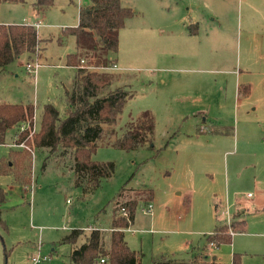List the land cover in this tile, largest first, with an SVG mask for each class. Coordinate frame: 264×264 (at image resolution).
<instances>
[{"label":"rangeland","instance_id":"obj_1","mask_svg":"<svg viewBox=\"0 0 264 264\" xmlns=\"http://www.w3.org/2000/svg\"><path fill=\"white\" fill-rule=\"evenodd\" d=\"M34 1L3 2L0 21H32ZM89 2L55 0L45 10V23L38 29L44 64L35 74L26 68L28 53L15 58L0 72L1 100L33 102L37 119L42 106L51 102L66 116L65 89L73 87L76 73L66 65V57L76 50V38L63 29L78 24L80 6ZM122 2L136 10V16L127 20L129 31L119 36L116 56L122 61L112 70L117 75L114 85L130 95L111 138L123 136L128 124L149 109L156 118L153 145L135 150L100 146L94 159L113 161L115 171L91 192L75 184L71 153L33 149L32 184L14 182L12 174L0 176V188L7 191L0 209L8 226L0 224V264H70L74 246L61 242L62 237L73 228H108L116 198L118 207L126 205L139 187L154 189L149 200L153 211L144 212L149 201L141 200L126 230L129 245L141 251L140 264L162 256H201L197 264H232L234 252L241 254L240 264H264V206L257 209L245 195L247 231L234 233L232 243L219 246L206 239L217 218L223 221L226 216L225 207L233 211V190L253 187L252 175L264 174V0ZM174 23L200 24L194 49L186 39L171 38L182 53L177 70L165 68L169 65L162 59L153 62L135 54L132 25H151L147 29L156 46L169 34L159 35L157 29ZM172 28L177 35L178 27ZM159 50L157 45L155 52ZM194 50L197 62L190 58ZM17 131L10 129L6 142L0 143V158L12 149L29 148L14 146ZM227 160L231 177L226 188ZM251 189L264 197V185ZM103 231L108 234L110 229ZM85 239L82 236L77 245ZM37 254L42 260L32 263Z\"/></svg>","mask_w":264,"mask_h":264},{"label":"trees","instance_id":"obj_2","mask_svg":"<svg viewBox=\"0 0 264 264\" xmlns=\"http://www.w3.org/2000/svg\"><path fill=\"white\" fill-rule=\"evenodd\" d=\"M25 1L0 0V6L3 2ZM54 3L55 0H35L34 7L45 11ZM135 13L136 10L124 5L122 0H90L88 4L80 6L78 24L65 29L76 38V50L69 53L66 60L67 66L76 70L73 87L65 89L68 105L66 116H62L60 109L51 102L42 106L37 119V107L33 102L0 100V143H5L8 131L17 127L14 143L29 146L12 149L9 156L0 158V176L12 174L14 182L24 186L32 184V150L46 147L51 154L57 151L71 153L74 158L75 184L82 186L85 192H91L115 171L113 161L94 159L100 146L135 150L153 145L156 118L149 109L141 111L128 124L123 136L111 138L114 134L112 126L117 123L130 95L125 87L114 85L117 75L112 69L117 65L120 30ZM41 42L39 30L34 24H5L0 21V70L23 53H28L29 61L36 56L40 59ZM35 118L38 129L30 135ZM21 124L27 126L21 129ZM136 192V197L127 200V206L123 205L127 215L121 213L123 206L118 207L120 200L116 198L117 205L113 210L108 234L100 228H93L90 232L73 228L62 237L61 242L74 246L70 253V264H140L141 251L129 245L126 230L134 221L138 203L141 200L151 201L154 189L139 187ZM6 195L7 191L1 187L0 202L6 199ZM237 219L222 223L206 234L207 243L217 246L232 243V231L236 233L246 229L245 221ZM0 224L8 228L1 209ZM82 236H85V241L77 245ZM5 252L8 255L7 249ZM102 258L105 260L102 261ZM200 259L196 257L189 261H177L162 256L153 259L152 264H196ZM240 262L241 254L234 253L233 264Z\"/></svg>","mask_w":264,"mask_h":264},{"label":"crops","instance_id":"obj_3","mask_svg":"<svg viewBox=\"0 0 264 264\" xmlns=\"http://www.w3.org/2000/svg\"><path fill=\"white\" fill-rule=\"evenodd\" d=\"M33 9L34 10H33V13H32L31 16H33V18L35 17L34 18L35 20L32 18L34 21L33 20L32 21H28V23L33 24L34 22L40 21L41 24L37 27L39 29L41 27V25H44V23H45L44 14H45L46 11H40V10H38L35 7ZM135 16L136 15H134L133 17H131L129 19H132ZM189 18H191V17H189ZM197 21L199 23L200 20L197 19ZM78 22H79V19H78ZM2 23L13 24V23H19V22H15V21L3 22L2 21ZM129 26H128V23L126 22V25L120 30V35L119 36H121L122 31H129L128 30L129 28H127ZM150 26L151 25H144V24H138V25H135V26H133V25L131 26L130 33H131V35H133L131 37H132V39H133V41L135 43V45H133L135 50H136L135 54H139L140 57L147 56L148 58H152L151 61H153V62H156V61H159V60L162 59L165 63H167V65H169V67H165V68H167V69L170 68V69L177 70L176 68H178V67H175V66H178L176 64L180 63V54H182V53L179 50L174 49V46H173V44L171 42V38L172 37H181L182 39H186L187 42H189L190 46L194 49L196 40L198 39V36L200 37V28L197 27V26H200V24L191 23L190 25H187L186 23H174V24H171V25H167L165 28L159 27L157 29V32H158L159 35H165L166 33H169L167 35V37L163 40V42H161V44H156V46L157 45L160 46V50L159 51H161V52H155L156 46H153V44L151 43L150 32L147 29ZM169 26H170V29H169ZM172 26H177L178 27V29H177L178 34L177 35L175 33H173L174 30H173ZM66 28H64L63 31H65ZM119 39H120V37H119ZM41 46H42V56L40 57V59H43L45 54H44V51H43L42 42H41ZM190 54H191L190 55L191 60L193 62H197V60L199 58L196 55V51L194 50ZM29 60L30 59L28 58L27 61H29ZM66 60H67V57H66ZM119 60H120V56H119V58H117V61H119ZM120 61H122V59ZM123 61H124V59H123ZM40 62H41V60H40ZM41 63L44 64V62H41ZM121 67L125 68L123 65H121ZM240 70H242V69H240ZM237 71H238L237 69H232L233 73H237ZM0 72H1V70H0ZM238 73H240V72H238ZM3 101H5V100H3ZM263 129H264V127H263ZM261 171L263 172L262 168H261ZM224 176H225V184H226V188H227V187L230 186L229 185V181H230V177H231V174H230V171H229L228 160H227V165L225 166V169H224ZM252 184H253V187H250L248 189H243V190L234 189L233 190V192L235 194V198L233 200V211L231 212V209H230L229 205H227L225 207V209H224V213L226 214V216L222 217L223 221L219 220L218 219L219 217L217 218V223H216V225H215V227H214V229L212 231H214L218 225L227 222L228 216L231 217L233 215L234 216L238 215V217H235V218H238L240 220H244L245 221L246 229H245V231H242V232H246L247 231V221H246L247 219L245 217L246 208L247 207H245V204H244L246 199L245 198L242 199L244 197L242 195H245L246 198L248 199L249 203L253 204L257 209L261 208L262 206H264V197L261 196L258 193V190L255 191L254 189H251V188L258 189L259 187H262L264 185V174L261 175V176H258L257 172H255L252 175ZM243 192H253V195L249 196V195L244 194ZM227 197H229V196H227ZM227 200H228V198H227ZM228 204H230V203L228 202ZM153 208H154V205H153ZM144 212H146L145 208H144ZM90 228L91 229H93V228H100V229H108L109 228V229H111V226L106 228V227H102L101 225H92V226H90ZM234 253H237V252H234ZM234 253H233V255H234ZM214 256L216 257L215 254H214ZM197 257H201V256H197ZM179 260L180 259H177V261H179ZM181 260H186V259H181ZM186 261H189V260H186ZM32 263H34L33 260H32ZM232 264H233V257H232Z\"/></svg>","mask_w":264,"mask_h":264},{"label":"built area","instance_id":"obj_4","mask_svg":"<svg viewBox=\"0 0 264 264\" xmlns=\"http://www.w3.org/2000/svg\"><path fill=\"white\" fill-rule=\"evenodd\" d=\"M33 24H34L36 27H38V26L41 24V22H40V21H37V22H34ZM41 65H42V63L40 62V59L38 58V56H36L33 60L27 62V64H26V68H27V70H28L29 72H34V73L36 74L37 69H38L39 66H41ZM26 126H27V124H21V129H24ZM35 130H36V121H35L34 125L32 126V129H31L30 135H32V134L35 132ZM24 144H25V143L14 144V145H16V146H24ZM244 194L251 196V195H253V192H245ZM67 201H70V200L68 199ZM152 210H153V204L150 202V203H148L147 206L145 207V211H146V212H152ZM121 213L124 214V215H127V209H126L124 206L121 207ZM230 219H231V217L228 216V218H227V222H228V223H230ZM232 234H234L233 231H232ZM211 244L213 245V243H211ZM46 258H47V257H46ZM32 260H33L34 263H37V262H39V261L42 260V256H40L39 254L34 255V256H32ZM101 260L104 261L105 259L102 258Z\"/></svg>","mask_w":264,"mask_h":264}]
</instances>
